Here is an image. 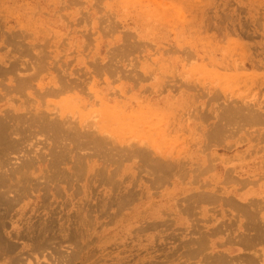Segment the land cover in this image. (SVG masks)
<instances>
[{
	"label": "rangeland",
	"instance_id": "obj_1",
	"mask_svg": "<svg viewBox=\"0 0 264 264\" xmlns=\"http://www.w3.org/2000/svg\"><path fill=\"white\" fill-rule=\"evenodd\" d=\"M0 110V264H151L152 204L264 149V0H0Z\"/></svg>",
	"mask_w": 264,
	"mask_h": 264
},
{
	"label": "crops",
	"instance_id": "obj_2",
	"mask_svg": "<svg viewBox=\"0 0 264 264\" xmlns=\"http://www.w3.org/2000/svg\"><path fill=\"white\" fill-rule=\"evenodd\" d=\"M258 146L241 151L244 161L226 172L225 188L204 190L205 202L190 200L177 210L152 204L151 239L162 251L151 264H264V149Z\"/></svg>",
	"mask_w": 264,
	"mask_h": 264
},
{
	"label": "bare ground",
	"instance_id": "obj_3",
	"mask_svg": "<svg viewBox=\"0 0 264 264\" xmlns=\"http://www.w3.org/2000/svg\"><path fill=\"white\" fill-rule=\"evenodd\" d=\"M60 82H61V81H60ZM60 82H59V83H60ZM62 82H64V81H62ZM64 83H66V82H64ZM64 83H63V84H64ZM66 84H67V83H66ZM66 84H65V85H66ZM71 85H73V84H71ZM54 86L56 87V90H53V91H54L56 94L63 93L64 91H66V90H65L66 88L63 89V87H59L58 84H54ZM61 86H64V85H61ZM66 86H67V85H66ZM68 87H69V86H68ZM70 88H71V87H70ZM50 93H51V92H50ZM51 94H52V93H51ZM26 108H27L26 110H28L29 107H26ZM8 111H10V110H8ZM12 111H13V110H12ZM19 111H22V109H21V108L16 109V112H19ZM0 112L2 113L1 110H0ZM27 112H28V111H27ZM6 113H9V112L6 111ZM12 113H13V112H12ZM46 113H47V112H46ZM27 114H31V113L28 112ZM20 115H22V114H20ZM23 115H26V114H23ZM23 115L20 116V117H23ZM33 115H34V114H33ZM38 115H39V114H38ZM14 116H15V114H14ZM14 116H13V117H14ZM17 116H18V115H17ZM35 116H36V115H35ZM41 116H42V115H39V116H37V118L35 117L34 119H33V118H30V120H31V121H35V122H37V124H38V122H39V121L41 122V120L43 119V117H41ZM45 116H46V115H45ZM47 116H48V115H47ZM54 116H56V115H54ZM253 116H254V115H253ZM3 117H4V116H3ZM24 117H26V116H24ZM24 117H23V118H24ZM31 117H33V116H31ZM7 118H9V117H7ZM7 118H6V119L3 118V120H7ZM26 118H27V117H26ZM48 118H49V117H48ZM58 118H60V119L63 121V123L66 122V120L64 119V118H65V115H64L63 112H61V114H59ZM66 118H67V117H66ZM254 118H256L255 120H257V118L261 119L260 117H254ZM0 119H2V118H0ZM18 119H19V118H18ZM21 119H22V118H21ZM44 119L47 120V117H46V118L44 117ZM44 119L42 120V122L45 121ZM54 119H56V121L58 122L57 116H56V118H54ZM13 120H14V118H13ZM23 120H26V119L24 118ZM23 120H22V121L20 120V121L22 122V124H25V125H26V123H23ZM27 120H28V119H27ZM27 120H26L25 122H27ZM30 120H28V121H30ZM64 120H65V121H64ZM250 120H251V119H249V121H250ZM8 121H10V120L8 119ZM252 121H254L253 118H252L251 122H252ZM35 122H34V123H35ZM42 122H41V123H42ZM59 122H61V121L59 120ZM67 122H69V121L67 120ZM67 122H66L65 126H67ZM254 122H256V121H254ZM257 122H258V120H257ZM261 122H262V120H261ZM8 123H10V122H8ZM13 123H14V122H13ZM15 123H16V122H15ZM15 123H14V125H16ZM19 123H20V122H19ZM27 123L30 124V126H29L28 124H27L28 126L26 125L28 128L30 127V129H31L33 126H35L34 123H32V125L34 124L33 126L31 125V123H29V122H27ZM48 123H51V121L48 122ZM48 123H47V124H48ZM22 124H21L20 126H22ZM44 124H45V126H46V123H42V125H44ZM55 124H57V125H55ZM60 124L62 125V123H60ZM60 124L54 122V124H53V123L51 124V127H52V125H55V126L52 127V128H54L53 130H55L56 127H57V128H61V129L64 130V131L66 130V131L64 132V135H66V136H68V135H67L68 132H69V134H71L70 131L67 132V130L72 126L71 124H69L70 127H69L68 129H67V128H64V127H61ZM4 125H5L4 128H3V124H2V127L0 126V147L3 146V144H4V139L7 138V137H9V136H6V134H7V133H6V132H7L6 130H8V129L10 128V126H9L7 129H5L6 126H8V124L6 125V122H5ZM17 125L19 126V124H17ZM25 125H24L23 127L26 129L27 127H26ZM39 125H40V123H39ZM48 125H49V124H48ZM58 125H60V126H58ZM74 126H75V125H74ZM37 127H38V126H37ZM40 127H41V126H40ZM40 127H39V129H40ZM46 127H47V126H46ZM51 127H49L50 130H51ZM11 128H12V127H11ZM16 128H18V127H16ZM16 128H15V129H16ZM19 128H20V127H19ZM28 128H27V129H28ZM34 128H35V127H34ZM63 128H64V129H63ZM72 128H74L73 131L75 132V136H76V132L79 131V133H77V134H78L77 136H78V137L81 136V137H80L81 139L84 137V139H85L86 136L83 135V134H85V133H83L81 129H79L78 131H75L76 128L73 127V126H72ZM72 128H70L69 130H72ZM77 128H78V127H77ZM22 129H23V128H22ZM25 129H23V130H25ZM61 129H56V132H57V130L59 131V130H61ZM13 130H14V128H13ZM16 130L18 131L19 129H16ZM16 130L10 132V134H11V133H12L11 135H13L14 133L17 134ZM20 130H21V128H20ZM44 130H45V129H44ZM47 130H48V129H47ZM62 130H61V132H63ZM80 130H81V133H82V134L80 133ZM83 130H84V129H83ZM8 131H9V130H8ZM25 131H26V130H25ZM27 131H28V130H27ZM51 131H52V130H51ZM22 132H23V131H22ZM41 132H42V131H41ZM45 132H46V131H45ZM48 132H49V131H47V133H48ZM71 132H72V131H71ZM74 132H73V133H74ZM20 133H21V131H20ZM23 133H25V132H23ZM42 133H43V132H42ZM47 133H46V134H47ZM49 133H50V132H49ZM59 133H60V132H59ZM59 133H57V134L55 133V135L53 134V136H56V135H60V136H61V133H60V134H59ZM66 133H67V134H66ZM10 134H9V135H10ZM18 134H19V133H18ZM18 134H17V135H18ZM30 134H31V133H30ZM34 134H35V133H34ZM44 134H45V133H44ZM51 134H52V133H51ZM51 134H50V135H51ZM80 134H81V135H80ZM87 134H89V133H86V135H87ZM22 135H23V134H22ZM62 135H63V134H62ZM64 135H63V136H64ZM72 135H73V134H72ZM72 135H71V136H70V135L68 136V138L70 137L69 139H71V140H72ZM5 136H6V137H5ZM19 136H20V135H19ZM60 136H59V137H60ZM63 136H61L60 138H62ZM75 136H74V138L76 139L77 136H76V137H75ZM82 136H83V137H82ZM53 138H54V137H53ZM55 138H56V137H55ZM57 138H58V136H57ZM57 138H56V139H57ZM74 138H73V139H74ZM80 138H79V139H80ZM8 139H9V138H8ZM22 139H24V138H22ZM58 139H59V138H58ZM65 139H66V138H65ZM77 139H78V138H77ZM5 141H6V140H5ZM7 141H10V140H7ZM7 141H6V142H7ZM53 141H54V140H53ZM56 141H57V140H56ZM12 142H13V141H12ZM14 142H15V141H14ZM60 142L63 143L62 141H60ZM72 142H73V141H72ZM72 142H71V143H72ZM79 142H80V141H79ZM7 143H8V142H7ZM15 143L17 144L18 142H15ZM15 143H14V145H16ZM56 143H58V142H56ZM74 143H75V142H74ZM77 143H78V142H77ZM96 144H98V143H96ZM98 145H99V144H98ZM10 146H11V148H12L13 145L11 144ZM5 147H6V146H5ZM16 147H17V145H16ZM6 148H7V147H6ZM8 148H9V147H8ZM8 148H7V149H8ZM0 149L3 150L2 148H0ZM4 149H5V148H4ZM8 150H10V149H8ZM11 150H12V149H11ZM15 150H16V148H15ZM63 151H65V150H63ZM1 154H2V153H1ZM58 154H59V153H58ZM1 156H2V155H1ZM251 213H252V212H251ZM251 218H252V217H251ZM263 233H264V232H263ZM263 235H264V234H263ZM254 238H255V237H254ZM263 241H264V240H263ZM254 246H255V245H254ZM251 248H253V247H251ZM251 248H250V249H251ZM244 257H245V256H244ZM252 260H253V259H252ZM252 262H253V261H252ZM250 263H251V260H250Z\"/></svg>",
	"mask_w": 264,
	"mask_h": 264
}]
</instances>
